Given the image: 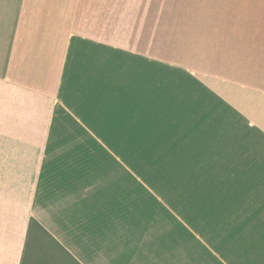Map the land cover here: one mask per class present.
<instances>
[{"label":"crops","instance_id":"1","mask_svg":"<svg viewBox=\"0 0 264 264\" xmlns=\"http://www.w3.org/2000/svg\"><path fill=\"white\" fill-rule=\"evenodd\" d=\"M114 23H173L190 66L118 46ZM247 56H264V0H0V264H245L212 259L211 214L148 153L150 128L175 129L174 151L229 166L264 119ZM116 88L141 142L113 143Z\"/></svg>","mask_w":264,"mask_h":264},{"label":"rangeland","instance_id":"2","mask_svg":"<svg viewBox=\"0 0 264 264\" xmlns=\"http://www.w3.org/2000/svg\"><path fill=\"white\" fill-rule=\"evenodd\" d=\"M174 26L173 23H114L113 43L128 48H134L141 43L154 50H160L167 60L190 66L188 36L185 37L183 30L177 34ZM155 27L159 30H155ZM152 28L154 31H149ZM246 59L245 65L240 66L245 68L246 77H252L256 81L260 78L264 86V56H247ZM254 79L246 82L254 83ZM125 91L124 88H116L115 93L113 92V100L117 103L113 105L116 107L113 112V124L116 123L113 132H117L113 135V143L141 142L140 136L131 134L141 129L130 127L132 120L128 118L131 114L127 111L125 103H118L120 99H124L122 95ZM252 122L254 121L246 120L249 126ZM255 125L258 133L250 131L241 137V148L238 153H231L229 166L226 167L222 166V161L201 160L194 158L195 154L192 156L189 151H174L177 144L173 142L176 140L173 135L180 130L159 129L163 143H157L158 136L153 135L156 130L149 129V158L151 161L158 160L166 164L162 169L151 168L150 175L159 173L165 177L164 188L167 194L181 193V207L191 205L211 214L208 216L211 225H208L207 230L202 232L200 227L198 230L199 235L203 234L208 243H212V259H245V264H264V119ZM232 143L236 144L233 140ZM184 145L186 147L188 144ZM117 154L126 153H113V159ZM236 155H242V159L238 161L232 158Z\"/></svg>","mask_w":264,"mask_h":264}]
</instances>
